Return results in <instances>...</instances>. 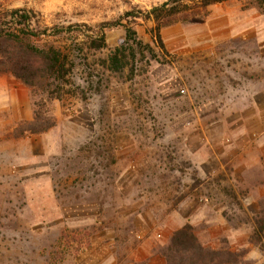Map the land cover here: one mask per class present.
Here are the masks:
<instances>
[{
  "label": "rangeland",
  "instance_id": "374dc122",
  "mask_svg": "<svg viewBox=\"0 0 264 264\" xmlns=\"http://www.w3.org/2000/svg\"><path fill=\"white\" fill-rule=\"evenodd\" d=\"M168 1L0 0V15L32 10L35 29L62 30L36 43L75 60L61 100L0 75V264H190L172 245L184 228L264 264V10L213 6L164 29V51L153 22L125 16ZM129 27L154 54L110 73ZM102 34L108 48L90 50ZM36 104L57 126L23 134Z\"/></svg>",
  "mask_w": 264,
  "mask_h": 264
},
{
  "label": "trees",
  "instance_id": "16d2710c",
  "mask_svg": "<svg viewBox=\"0 0 264 264\" xmlns=\"http://www.w3.org/2000/svg\"><path fill=\"white\" fill-rule=\"evenodd\" d=\"M229 1L232 0H169L148 11L144 17L133 12L127 13L125 17L131 19L130 22L139 19L153 22L155 24L153 37L166 51L161 35L164 29L202 19L207 16L209 8ZM250 1L255 8L264 10V0ZM37 23V14L32 10L17 9L0 15V75L10 74L32 90L43 89L48 95V102L61 100L63 94L69 93L66 87L71 85L70 78L75 60L71 52H65L50 42L38 46L36 42L43 38L57 37L62 30L49 28L37 30L34 28V24ZM90 39V50L102 51L108 48L105 34ZM138 50L142 56L154 54L151 46L144 44L138 33L129 27L126 30V40L103 62L105 68L110 73H123L130 65L131 58L136 59ZM34 107L33 120L24 123L23 134H43L57 126V121L49 108L44 109L39 104ZM256 224L258 231L255 234L259 237L260 233H264V211L257 218ZM175 235L172 245L177 251H191L190 264H238L240 255L230 250L221 253L213 249H204L186 228ZM166 259L170 262L173 256L167 255Z\"/></svg>",
  "mask_w": 264,
  "mask_h": 264
}]
</instances>
